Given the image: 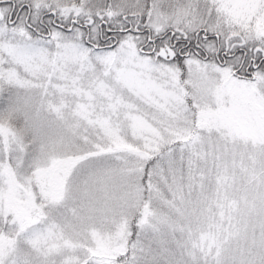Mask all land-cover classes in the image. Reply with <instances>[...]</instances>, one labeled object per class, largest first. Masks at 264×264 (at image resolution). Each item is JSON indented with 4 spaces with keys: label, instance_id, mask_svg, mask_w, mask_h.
Masks as SVG:
<instances>
[{
    "label": "snow or ice",
    "instance_id": "obj_1",
    "mask_svg": "<svg viewBox=\"0 0 264 264\" xmlns=\"http://www.w3.org/2000/svg\"><path fill=\"white\" fill-rule=\"evenodd\" d=\"M0 264H264V0H0Z\"/></svg>",
    "mask_w": 264,
    "mask_h": 264
}]
</instances>
